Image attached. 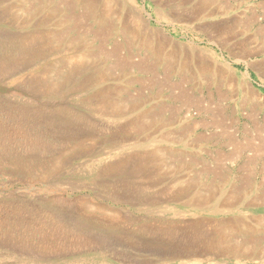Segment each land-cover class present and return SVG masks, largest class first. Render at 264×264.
<instances>
[{
	"label": "rangeland",
	"instance_id": "rangeland-1",
	"mask_svg": "<svg viewBox=\"0 0 264 264\" xmlns=\"http://www.w3.org/2000/svg\"><path fill=\"white\" fill-rule=\"evenodd\" d=\"M70 1L71 12L64 0H0V264H264V251L256 259L189 256L204 245L196 228L195 239L187 230L203 218L264 219V205L245 201L220 214L192 207L188 197L150 205L177 194L179 186L168 178L175 172L193 179L201 192L217 176L227 190L242 183L264 189V163L248 167L253 152L238 155L222 136L226 130L238 143L264 142V37L250 39L264 28L251 11L261 0H215L200 15L201 0ZM216 7L230 13L208 15ZM99 11L110 13L113 25L105 40ZM80 15L78 25L73 19ZM233 22L234 37L219 34L218 28ZM138 26L177 45L181 55L168 74L156 55L154 75L140 71L141 62L154 60L139 49L131 31ZM115 44L120 60L111 54ZM86 50L93 51L94 64L81 61ZM119 61L127 66H116ZM215 69L235 80L226 73L215 77ZM242 88L262 98L244 102ZM180 89L220 104L223 128L175 102ZM139 114L145 123L132 121ZM146 124L153 126L142 129ZM186 125L189 134L180 136ZM156 148L173 156L163 170L177 171L152 174L142 157ZM254 232L262 239L255 248H264V225Z\"/></svg>",
	"mask_w": 264,
	"mask_h": 264
},
{
	"label": "bare ground",
	"instance_id": "bare-ground-1",
	"mask_svg": "<svg viewBox=\"0 0 264 264\" xmlns=\"http://www.w3.org/2000/svg\"><path fill=\"white\" fill-rule=\"evenodd\" d=\"M60 1V0H59ZM80 1V0H79ZM85 2H87L86 0H84ZM108 1V0H106ZM188 1V0H186ZM215 0H201L200 1V10L197 11V13L200 15L201 13L205 12L208 8V6L211 5V3H213ZM65 4L67 5L68 8H70V12L71 9L74 6V3L70 0H64ZM81 2V1H80ZM95 2V1H94ZM101 2V1H99ZM98 2V3H99ZM109 2V1H108ZM92 3V2H91ZM111 3V2H110ZM128 3V2H127ZM229 3V2H227ZM64 4V3H63ZM62 4V5H63ZM76 4V3H75ZM78 4V3H77ZM82 4V3H81ZM33 5V4H32ZM61 5V4H60ZM95 5V3H94ZM109 5V4H108ZM107 5V6H108ZM121 5V4H120ZM228 5V4H227ZM230 5V4H229ZM41 6V5H40ZM77 6V5H76ZM81 6V5H80ZM79 6V7H80ZM90 6V4L88 5ZM97 6V3L96 5ZM93 6V7H95ZM104 6V5H103ZM106 6V5H105ZM124 6V5H123ZM58 7V5H57ZM66 7V6H65ZM87 7V6H86ZM91 8H93L92 6H90ZM111 7V6H110ZM137 7V6H135ZM40 8V7H39ZM55 8V7H53ZM60 9V7H58ZM103 8V7H102ZM124 8V7H123ZM220 7H216L215 9H213V11H210V14L208 15H213V14H228L230 13V9L231 8H226L224 9L223 12L217 11ZM260 10L263 12L264 14V5H262L261 7H259ZM45 9V8H44ZM47 9V8H46ZM52 9V8H51ZM62 9V7H61ZM78 9V8H77ZM96 9V8H94ZM132 9V8H131ZM233 9V8H232ZM41 10V9H40ZM74 10V9H73ZM88 11L84 12L86 14H88L91 10H89V8H87ZM111 10V9H110ZM108 10V11H110ZM125 11V9H123ZM255 10V9H254ZM53 12H56V10H52ZM79 11V10H78ZM97 11V10H96ZM122 11V10H121ZM232 11V10H231ZM256 11V10H255ZM254 11V12H255ZM39 12V11H38ZM41 12V11H40ZM64 12H66L64 10ZM74 12V11H73ZM81 12V11H80ZM78 12V13H80ZM100 12V11H99ZM131 12V11H130ZM136 12V11H135ZM50 13V12H49ZM98 13V12H97ZM127 12H125L126 15ZM195 13V12H193ZM62 14V13H61ZM101 14L100 16L103 18V20L105 21L104 24H101L99 26V30L101 31L102 35L104 36V40L107 39V32L109 29L107 27H110L111 24L108 22V15L110 13L105 12V13H99ZM115 14V13H113ZM254 14L252 16V18L254 19V21H257V16L256 13H252ZM51 15V14H49ZM84 15V14H83ZM93 15V14H92ZM132 15V14H131ZM136 15V14H135ZM54 17V15H52ZM59 16V14H58ZM71 16V15H69ZM75 16V15H74ZM81 16V15H80ZM87 16V15H86ZM95 16V15H94ZM128 16V15H127ZM66 17V16H65ZM133 17V16H132ZM210 17V16H209ZM212 17V16H211ZM214 17V16H213ZM251 17V16H250ZM27 18V17H26ZM67 18V17H66ZM69 18V17H68ZM74 17L72 16V19ZM83 18L81 16V18H75L73 19L75 21L76 24H78L79 22H83ZM86 18V17H85ZM91 18V17H90ZM94 18V17H93ZM96 18V17H95ZM137 18V17H135ZM61 19V18H60ZM70 19V18H69ZM68 19V20H69ZM88 19V18H87ZM86 19V20H87ZM97 19V18H96ZM95 19V20H96ZM126 19V18H125ZM132 19V18H131ZM264 19V18H263ZM66 20V19H64ZM63 20V21H64ZM60 21V20H59ZM67 21V20H66ZM72 21V20H71ZM127 21V20H124ZM132 22V21H131ZM237 22V21H235ZM62 23V22H61ZM60 23V24H61ZM68 23V22H67ZM74 23V22H73ZM88 23V22H86ZM109 23V24H107ZM117 23V22H116ZM125 22H123L122 26L124 25ZM129 23V22H128ZM137 23V22H136ZM244 23V22H243ZM253 23V22H252ZM59 24V23H58ZM59 24V25H60ZM63 24V23H62ZM97 24V23H96ZM247 24V23H246ZM57 25V23H56ZM79 25V24H78ZM109 25V26H108ZM142 25V24H141ZM113 26V25H112ZM111 26V27H112ZM121 26V27H122ZM129 26V25H128ZM132 26V25H131ZM245 26V25H244ZM62 27V26H61ZM65 27V26H64ZM110 27V28H111ZM229 27V28H227ZM227 27H221L218 28V32L219 34H223V32H226L227 34H229L231 37H234L237 32L235 31V24L234 22L231 24V26ZM246 27V26H245ZM73 28V27H72ZM124 28V27H122ZM126 28V27H125ZM139 26L137 28H134L133 30L129 29L132 31L134 37L137 39L139 44V49L142 51L146 50L147 53H149V55L151 56L150 58L152 59L153 57V62H149L144 60L143 62H141V64H139V68L141 72L147 71L149 73H152L154 75L155 72V68L156 65L159 62V59H163L164 63H165V70L167 72V74L170 72L171 67L174 68V66H176V64L173 62L175 60V58L178 59L177 57V53L178 48L177 45H175L173 43V41H171V39L161 35V34H157L154 31H151L148 27L144 26L143 28L138 29ZM79 29V27H78ZM128 29V27H127ZM126 29V31H127ZM88 31H85V33L87 34V32H89V29H86ZM115 30V29H114ZM70 31V30H69ZM79 31V30H78ZM97 31V30H96ZM117 31V30H116ZM156 31V30H155ZM113 32V31H112ZM124 32V31H123ZM130 32V31H128ZM91 33L94 34V32L91 30ZM96 34V33H95ZM130 34V33H128ZM259 34H261V37H264V28L263 29H259V31L257 30L255 33H253V35L251 36L250 39H254L256 37H259ZM124 35V34H122ZM110 36V35H108ZM129 36V35H128ZM133 37V36H132ZM73 41V40H72ZM127 41V40H126ZM105 42V41H104ZM103 42V44H104ZM116 42V41H115ZM133 42V41H132ZM247 42V40H246ZM128 43V42H127ZM130 43V42H129ZM133 44V43H132ZM136 44V45H137ZM135 45V46H136ZM125 46V45H124ZM99 48V47H98ZM105 48V47H104ZM171 50H170V49ZM101 49V48H100ZM91 50V49H90ZM102 50V49H101ZM180 50V49H179ZM87 51V50H86ZM85 51V52H86ZM120 46L115 44L113 46V53H111L113 56L115 55V57L117 59H119L120 56ZM103 53V51H101ZM90 51H87L85 56L80 58L81 61H85V63H95L94 61V54L93 51L90 53ZM141 53V52H140ZM180 53V52H179ZM109 54V53H108ZM122 54V53H121ZM84 55V54H83ZM106 56L107 53L105 54ZM117 55V56H116ZM126 55V54H125ZM158 56L159 59L155 58L154 56ZM181 55V53H180ZM249 55V54H248ZM130 58V57H129ZM183 59H186V57ZM99 60V59H98ZM120 60V59H119ZM162 60V61H163ZM179 60V59H178ZM181 60V58H180ZM134 61V60H133ZM176 61V60H175ZM192 61V60H191ZM194 61V60H193ZM97 62V61H96ZM99 62V61H98ZM129 63V61H127ZM161 62V60H160ZM179 62V61H178ZM83 63V62H82ZM181 65L183 66H187V60L184 62H180ZM196 64V63H195ZM78 65L80 66V63L78 62ZM84 65V64H83ZM82 65V66H83ZM98 65V64H97ZM119 65L121 67H125L127 66L126 64H122L120 63V61L116 64V66ZM159 65V64H158ZM115 66V67H116ZM134 66V65H133ZM132 67V66H131ZM158 67V66H157ZM182 67V66H181ZM176 69V68H175ZM101 70V69H100ZM164 70V71H165ZM184 70V68H183ZM106 71V70H105ZM157 72V71H156ZM224 73H226V76H228L232 81H234L235 76L233 74H229L227 72H225L224 70L220 71L219 69H215L212 71V74L217 77L220 78L222 76H224ZM156 74V73H155ZM232 75V76H231ZM159 82V81H158ZM246 87L248 86V83H246ZM168 88V84L166 85ZM241 87V86H240ZM241 89V88H240ZM242 91L244 92L245 95V100L244 102L247 101H259V95L257 94V92L250 90V89H244L242 88ZM107 95V99L109 100L108 95ZM241 95V94H240ZM111 96V95H110ZM105 98V97H104ZM173 100L175 102H177L178 104H180L181 106H187V107H191L197 110V112L199 113H204L206 114V116L211 120H209L211 122V126L215 127V128H223V121H224V112H223V108H221L222 106L218 103H213L212 101H202L198 98H196V96L194 95V93H190L189 90H185V89H180L178 91L177 94H175L173 97ZM222 98V97H221ZM106 99V100H107ZM116 99V98H115ZM218 99V98H217ZM117 100V99H116ZM220 96H219V101H220ZM262 101V100H261ZM113 102V101H112ZM243 102V103H244ZM249 103V102H248ZM264 103V100H263ZM105 104V102H104ZM114 106V111L115 112H119L122 108L121 106L114 101L113 102ZM255 104V103H254ZM260 104V103H259ZM107 106L109 105L108 103L106 104ZM251 105V103H250ZM105 106V105H104ZM242 106V105H241ZM245 106L246 103H245ZM256 106V105H254ZM110 107V105L108 106ZM244 107V104H243ZM130 110V109H129ZM165 107H160V112H165ZM114 112V113H115ZM249 117V116H248ZM247 117V118H248ZM140 118L142 119L141 121H143V123H145L144 119L145 116H142L139 114V116H136L135 118L132 119V121L134 123L138 122L140 120ZM226 118V116H225ZM251 118V116H250ZM130 121V122H132ZM226 121V119H225ZM153 125H148L146 124L142 129H150V127H152ZM183 126V125H182ZM181 126V127H182ZM187 126V125H186ZM256 125H254L255 127ZM191 126H187L184 127L183 132L180 134V136H186L187 134H189V131L191 130L190 128ZM212 127V128H213ZM258 127V126H257ZM213 128V129H215ZM217 129V130H218ZM226 129V128H225ZM180 130V129H179ZM216 130V129H215ZM145 131V130H144ZM221 131V130H220ZM219 131V132H220ZM229 131V130H228ZM227 131L223 130V138L225 139V141L227 142L226 144H230L231 146H233L235 148V152H241L242 155L246 154L248 151H252L253 152V157L250 158L248 160L249 163L246 162L247 166L249 164H254L257 161H260V163H264V142H259L258 146H254L252 144L251 141H246L243 143H238V141L235 140L234 136L231 134H225ZM178 133V132H177ZM259 133V132H258ZM248 134V133H247ZM176 135V134H175ZM263 136V135H262ZM200 138V137H199ZM262 138V137H261ZM179 139V138H178ZM198 139V138H197ZM251 139V138H250ZM260 139V138H259ZM182 140V139H181ZM252 140V139H251ZM264 140V139H263ZM199 141V140H197ZM254 142V141H253ZM196 144V143H195ZM197 145V144H196ZM234 151V150H233ZM240 153H238L239 155ZM236 155V154H234ZM137 156V155H136ZM230 157V156H229ZM227 157V158H229ZM143 163L144 164H148V166H151V171L152 174L153 171H156L157 175H161L162 177H164V175H168L169 172L171 171H177L178 168H172V166H170V168L168 169H164L165 166H168L169 164V160H171L173 158L172 154H169L165 151H162V149L156 148L153 151L149 152L147 155L143 156ZM141 158V159H142ZM219 158V157H218ZM221 158V157H220ZM219 158V159H220ZM134 159V158H133ZM230 159V158H229ZM173 160V159H172ZM141 162V160H139ZM182 161V160H181ZM166 162H168L166 164ZM139 163V162H138ZM172 163V162H171ZM184 163V162H183ZM136 165V164H135ZM179 165V164H178ZM263 165V164H262ZM142 166V165H141ZM140 166V167H141ZM181 166V165H180ZM184 166V165H183ZM177 167V166H176ZM216 167V166H215ZM218 167L221 168L218 164ZM217 167V168H218ZM250 167V166H248ZM264 167V166H263ZM139 168V167H138ZM143 168V167H142ZM141 168V169H142ZM185 168V167H184ZM207 168V167H206ZM216 168V169H217ZM218 168V169H219ZM145 169V167H144ZM183 169V167H182ZM214 168V170H216ZM147 170V169H146ZM163 170V171H162ZM207 170V169H206ZM136 171V170H135ZM138 171V170H137ZM150 171V172H151ZM162 172L161 174H159V172ZM205 171V170H204ZM142 172V170H141ZM140 172V173H141ZM144 172V170H143ZM210 173V171H207ZM137 173V172H136ZM139 174V173H138ZM152 174H149L150 176ZM163 174V175H162ZM148 175V174H147ZM144 176V174H143ZM149 176V177H150ZM155 175H153L154 178ZM168 177V176H166ZM216 177V176H215ZM171 183H174L175 185L179 186V188L177 189V194L173 195L175 192L170 193L169 195H165L162 197L157 198L156 200H154V202H151V206H156V205H160V203H163L165 201L170 202V201H174L177 200L178 198L180 199L181 197H188L189 200L186 202L189 205H191L194 208L197 209H209V210H214L213 213L215 214H220L221 212H225V211H231L235 208H240L241 206H243L245 201H248L250 204L253 205H264V189L263 187H251L250 184L248 183H242L240 186L238 187H233L232 190H227L226 189V182L224 179L220 178V176H217L216 179L213 181V183L207 185V190L206 188L203 189V191H197V183L194 182L193 179H188L186 180L185 176L183 175H177V172H175L174 175H171L168 177ZM155 179V178H154ZM158 179V178H157ZM164 179V178H163ZM167 179V178H166ZM183 180H185V182H183ZM155 182V181H154ZM157 182V183H156ZM155 184H160L158 181H156ZM201 183V182H199ZM205 184V183H204ZM263 184V183H262ZM202 185V184H201ZM217 189H216V187ZM201 187V186H200ZM203 187V186H202ZM235 188V189H234ZM201 190V189H199ZM170 192V191H169ZM162 195L167 194L166 191L161 192ZM215 202L214 205H211V202ZM188 205V206H189ZM193 208V209H194ZM226 213V212H225ZM210 219V218H209ZM172 225V224H171ZM177 225V224H176ZM212 225V229H210V226ZM264 225V219L261 218H255V219H247L245 217H238V216H234L233 218H229L227 220H214V221H210V220H206V219H201V220H197L195 222L189 223V227L191 228V230L187 229L190 234H193L194 239L197 238L198 232L196 230H194L195 228L200 232V241L199 243L204 245V250L200 251L199 254H191L189 251V256L192 257H206V258H218L220 256H233L235 258H248V259H256L258 258L257 256L261 255L264 251L263 247L260 248H255V246H258L259 244L262 243V239L255 237V232L254 230H256V228H258L259 226ZM186 227V226H185ZM177 228V227H176ZM161 229V228H160ZM164 229V228H163ZM173 229V228H172ZM157 230V229H155ZM167 230V229H166ZM165 230V231H166ZM181 230V229H180ZM153 231V230H152ZM176 231V230H175ZM182 231H185L184 229ZM178 232V231H177ZM188 232V233H189ZM161 233V232H160ZM187 234V233H186ZM189 235V234H187ZM190 242H194L193 240H188L187 243ZM213 242L214 247L211 246V244ZM225 244V245H224ZM187 246V244H186ZM190 248L191 245H189ZM174 247V246H173ZM199 247V245H198ZM203 247V246H202ZM188 248V249H190ZM201 248V247H199ZM255 248V249H254ZM184 249V248H183ZM185 250V249H184ZM253 250V251H252ZM199 251V250H198ZM187 253V252H186ZM195 253V252H194ZM202 253V254H201ZM165 256V255H164ZM186 256V255H185ZM179 257V255H178ZM163 258V257H162ZM163 260V259H162Z\"/></svg>",
	"mask_w": 264,
	"mask_h": 264
},
{
	"label": "crops",
	"instance_id": "crops-1",
	"mask_svg": "<svg viewBox=\"0 0 264 264\" xmlns=\"http://www.w3.org/2000/svg\"><path fill=\"white\" fill-rule=\"evenodd\" d=\"M261 4H264V0H263V1L261 0V2H259V3H258L257 5H255V6L253 5L251 11H252V13H256V16H257V18H258L259 20L261 19V27H263V26H264V19H263V18H264V14L262 13V11H261L260 8H259ZM254 9H255L256 11H255ZM254 11H255V12H254Z\"/></svg>",
	"mask_w": 264,
	"mask_h": 264
}]
</instances>
